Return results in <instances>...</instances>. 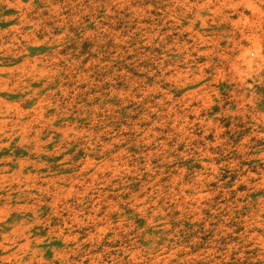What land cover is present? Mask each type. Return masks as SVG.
I'll list each match as a JSON object with an SVG mask.
<instances>
[{
    "label": "rangeland",
    "instance_id": "obj_1",
    "mask_svg": "<svg viewBox=\"0 0 264 264\" xmlns=\"http://www.w3.org/2000/svg\"><path fill=\"white\" fill-rule=\"evenodd\" d=\"M0 264H264V0H0Z\"/></svg>",
    "mask_w": 264,
    "mask_h": 264
}]
</instances>
